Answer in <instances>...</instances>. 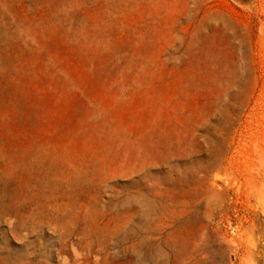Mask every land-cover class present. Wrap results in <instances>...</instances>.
I'll return each mask as SVG.
<instances>
[{"label":"rangeland","instance_id":"1","mask_svg":"<svg viewBox=\"0 0 264 264\" xmlns=\"http://www.w3.org/2000/svg\"><path fill=\"white\" fill-rule=\"evenodd\" d=\"M0 264H264V0H0Z\"/></svg>","mask_w":264,"mask_h":264}]
</instances>
